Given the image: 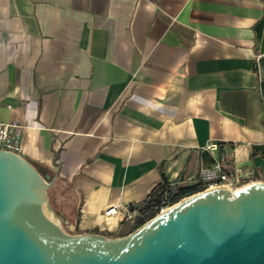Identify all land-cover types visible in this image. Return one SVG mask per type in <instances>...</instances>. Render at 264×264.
<instances>
[{
    "label": "crops",
    "instance_id": "1",
    "mask_svg": "<svg viewBox=\"0 0 264 264\" xmlns=\"http://www.w3.org/2000/svg\"><path fill=\"white\" fill-rule=\"evenodd\" d=\"M74 197L73 234L222 158L264 182V0H0V122ZM217 144V149L208 148Z\"/></svg>",
    "mask_w": 264,
    "mask_h": 264
},
{
    "label": "water",
    "instance_id": "2",
    "mask_svg": "<svg viewBox=\"0 0 264 264\" xmlns=\"http://www.w3.org/2000/svg\"><path fill=\"white\" fill-rule=\"evenodd\" d=\"M45 175L0 148V264H264V182L182 198L126 236L72 234Z\"/></svg>",
    "mask_w": 264,
    "mask_h": 264
},
{
    "label": "built area",
    "instance_id": "3",
    "mask_svg": "<svg viewBox=\"0 0 264 264\" xmlns=\"http://www.w3.org/2000/svg\"><path fill=\"white\" fill-rule=\"evenodd\" d=\"M22 133V126L20 123L13 121L12 123L0 122V148L10 151L19 152L20 150V136ZM210 149H217V144L208 146ZM228 164L223 160L215 159L214 162L201 169L199 180L205 189L218 188L225 186L231 192L236 191L240 187L253 184L251 173L242 170L240 166ZM176 203V202H174ZM171 199L164 197L162 202L155 207L154 210L144 209L143 205H121L119 203L110 204L104 210V216L110 220L113 217H120L122 221L126 222L129 232L141 226L143 223L149 221L158 213L167 210L172 205ZM152 213L155 216H152Z\"/></svg>",
    "mask_w": 264,
    "mask_h": 264
},
{
    "label": "trees",
    "instance_id": "4",
    "mask_svg": "<svg viewBox=\"0 0 264 264\" xmlns=\"http://www.w3.org/2000/svg\"><path fill=\"white\" fill-rule=\"evenodd\" d=\"M38 170L41 171L40 168ZM59 181V178L54 180L53 187L50 188L51 193L56 194V192H58ZM203 190L204 186L202 183L189 184V186H177L175 188H172L166 183L153 190L142 205L144 209L154 210L155 207L162 202L164 197H168L171 199L172 203H174L180 201L184 197ZM152 216H155V214L152 213Z\"/></svg>",
    "mask_w": 264,
    "mask_h": 264
},
{
    "label": "rangeland",
    "instance_id": "5",
    "mask_svg": "<svg viewBox=\"0 0 264 264\" xmlns=\"http://www.w3.org/2000/svg\"><path fill=\"white\" fill-rule=\"evenodd\" d=\"M58 186V192H56V194L51 193L49 190V199L53 206L52 214L60 221L62 229L73 234L76 232V230L74 231L72 228V222L74 221V218L69 222H66L65 220L67 219L63 216V211H66L67 214L70 211L69 216L73 217L75 211L67 209L65 200L68 199L67 203L69 202L70 204L74 203L75 200L73 195L70 193L69 187L64 181L60 182Z\"/></svg>",
    "mask_w": 264,
    "mask_h": 264
},
{
    "label": "bare ground",
    "instance_id": "6",
    "mask_svg": "<svg viewBox=\"0 0 264 264\" xmlns=\"http://www.w3.org/2000/svg\"><path fill=\"white\" fill-rule=\"evenodd\" d=\"M112 223V220H110V224Z\"/></svg>",
    "mask_w": 264,
    "mask_h": 264
}]
</instances>
